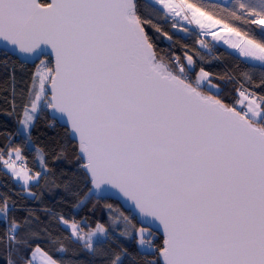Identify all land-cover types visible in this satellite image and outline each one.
Returning a JSON list of instances; mask_svg holds the SVG:
<instances>
[{
  "label": "snow or ice",
  "instance_id": "obj_1",
  "mask_svg": "<svg viewBox=\"0 0 264 264\" xmlns=\"http://www.w3.org/2000/svg\"><path fill=\"white\" fill-rule=\"evenodd\" d=\"M152 7L197 25L238 49L246 63L258 61L264 68V40L248 38L209 10L220 5L155 0ZM223 11L264 26V0H232ZM145 25L160 31L139 14L137 0H0L4 62L12 53L36 60L48 49L54 57V67L44 59L35 65L19 120L25 142L31 143L30 128L46 108L53 120L65 122L66 135L76 143L78 168L93 185L85 195L97 196L110 186L139 210L138 254L153 257L146 264H264V96L238 89V103L247 102L245 107L229 106L218 98L210 73L201 68L192 78L191 55L185 54L186 65L178 56L167 61L158 56ZM215 28L219 31H210ZM260 32L264 36V27ZM36 151L46 169L42 150ZM15 153L16 160L25 159L20 148ZM64 155L62 150L56 158ZM3 163L25 184L42 178L11 158ZM8 211L5 198L0 219L7 221ZM156 222L163 230L160 245L154 242ZM20 229L13 220L0 238L10 252L31 248L39 235L29 228L21 237ZM71 229L78 234L75 222ZM97 233L107 239L97 225L83 245L94 255L103 254ZM56 251L67 249L59 243ZM37 255L41 264H65L39 244L19 259L36 264ZM130 256L125 248L113 250L107 264H125ZM7 264L17 261L9 258Z\"/></svg>",
  "mask_w": 264,
  "mask_h": 264
},
{
  "label": "trees",
  "instance_id": "obj_2",
  "mask_svg": "<svg viewBox=\"0 0 264 264\" xmlns=\"http://www.w3.org/2000/svg\"><path fill=\"white\" fill-rule=\"evenodd\" d=\"M203 2L220 5L221 7L209 10L213 11L217 18L223 17L225 22L246 33L248 38L258 42L264 40L260 32L263 26L234 20L223 11V6L230 5L232 0ZM137 3L142 18L150 20L160 29L157 31L151 25H145L158 56L164 57L166 61L178 56L180 63L186 65L185 54L191 55L195 62L194 70L190 73L192 78L195 79L201 68L210 73L209 80L220 90L218 98L229 106H235L238 101L239 87L248 89L256 97L264 96V68L260 65L246 63L239 56L214 44L211 52L202 51L195 33H176L173 21L165 19L166 15L162 11L157 14L147 0H137ZM4 61L3 52H0V204L7 198L9 208L7 221L0 219V238L5 236L9 224L15 220L21 224V237L29 228L39 234L30 241L31 248L39 244L55 259H63L65 264H107L112 251L121 248L127 249L131 254L125 264H146V260L153 259L152 256L145 258L138 254L134 232L139 227L134 217L124 212L116 202L85 195L91 187L75 160L76 144L66 135V128L50 117L47 109L36 116L34 126L30 128L31 143L25 142V134L19 130V120L27 101L28 89L32 86L36 64H21L11 56L7 58V63ZM16 148L21 149V155L25 158L18 161L31 170V175L42 173L39 182L26 189L3 168V161L9 159L8 153L15 152ZM36 148L43 152L46 169L37 158ZM62 150L65 155L56 158ZM108 205L112 207L109 208ZM120 213L128 217L130 223L126 222ZM61 216L71 224L75 222L82 232L91 231L97 225L103 226L107 239L104 237L102 242L97 244L103 254L94 255L86 250L83 244L75 240L71 232L61 225ZM26 219L29 221L28 225L24 224ZM122 232L131 235H121ZM53 241L62 243L67 252L58 253L56 249L59 243ZM154 242L160 245L162 238L156 235ZM31 248L18 254L10 252L6 243L0 242V264H7L9 258L17 261V264H22L20 255L27 257Z\"/></svg>",
  "mask_w": 264,
  "mask_h": 264
},
{
  "label": "rangeland",
  "instance_id": "obj_3",
  "mask_svg": "<svg viewBox=\"0 0 264 264\" xmlns=\"http://www.w3.org/2000/svg\"><path fill=\"white\" fill-rule=\"evenodd\" d=\"M147 1H149L152 5H153V3L155 2V0H147ZM221 1V0H220ZM219 1V2H220ZM215 3H218V2H215ZM156 7H158V8H160V9H162V6L161 5H159V4H156L155 5ZM162 12L170 19V20H172L173 21V23H174V30H175V32L176 33H180V34H182V35H185L187 32H193V33H195V34H200V35H202V37L204 38V39H206V40H208L209 42H211L212 43V45L214 44V46H216V45H218V46H220V47H222V48H224L225 50H228V51H230L231 53H233V54H237V55H239V57L241 58V59H243L244 61H246L248 58H246V57H244V56H242L240 53H239V50L238 49H234V48H231L228 44H225L224 42H223V40H215L214 38H213V36L212 35H210V34H204L200 29H199V27L197 26V25H195V24H188L187 23V21H184V20H182L181 19V17H172V16H170V14H167V10H162ZM186 29V30H185ZM210 31H219V28H215V29H211ZM221 35H225L223 32H221L220 33ZM227 38V37H226ZM232 39H236L235 37H232ZM205 40V41H206ZM45 60V62H47L48 61V59H44ZM40 62V61H39ZM39 62H38V64H39ZM252 65H260V62H253V63H251ZM199 73V72H198ZM197 73V74H198ZM238 101H237V103L235 104V106L236 107H238ZM47 109V111L49 110L48 108H46ZM237 109H240V108H237ZM19 130L21 131V125L19 126ZM21 133H23L22 131H21ZM25 134V133H24ZM8 156H9V159L11 158V160H14L15 161V163H16V161H18V160H16L15 159V156H16V153L14 152V151H10L9 153H8ZM17 165V164H16ZM18 167V166H17ZM3 168H4V170L7 172V173H9L18 183H19V185H21V187H23V188H27V187H29L30 185H32V184H35L36 183V181L35 180H33V181H30L28 184H25L24 182H23V180H20V179H18L12 172H11V170H9L5 165L3 166ZM19 168V167H18ZM26 194L27 195H29L27 192H26ZM125 223V222H124ZM61 225L64 227V228H66V229H68L70 232H71V234H72V237L75 239V240H77V241H79L80 243H82L83 245H84V243H85V240L87 239V234L88 233H96V229H97V227L95 228V229H93V230H91V231H88V232H82L81 230H79V227L77 226V229H78V234L77 235H73V233H72V229H71V223H69V224H67V225H65L62 221H61ZM135 237H136V230H135ZM97 235H99L100 236V238L101 239H104V234H100V233H97ZM81 236H83L84 237V239H79V237H81ZM93 240L95 241V237H93ZM137 244V243H136ZM137 247H138V245H137ZM36 264H41V260H40V257H39V255H37V257H36Z\"/></svg>",
  "mask_w": 264,
  "mask_h": 264
},
{
  "label": "water",
  "instance_id": "obj_4",
  "mask_svg": "<svg viewBox=\"0 0 264 264\" xmlns=\"http://www.w3.org/2000/svg\"><path fill=\"white\" fill-rule=\"evenodd\" d=\"M2 43L3 42H0V44H2ZM9 51H10V49H9ZM0 52H3V50H0ZM50 53H51V50L48 49L46 55L41 56L39 59H36V60H25L24 57L19 53H12L10 56L13 57L14 59H16L17 61H19L21 64H25V65H29V66H33V65L37 64L40 61V59H48V60L52 61L51 66L54 67V57H52ZM49 87H50V85H49ZM49 98H50V95H49ZM48 113H49L50 117L52 118V110L51 109L48 110ZM54 121L57 122L62 127L66 128V124L63 120L57 119ZM71 141L73 143H75L74 140H71ZM90 187L93 188V185L91 183H90ZM103 187H107L108 191L100 193L99 195L94 196V197L116 202L118 204V206L124 212H127L132 217H134L138 227H141V216H140L139 210L135 207L133 202L128 200L126 197H123V195L120 194L118 192V190L112 189L110 186H103ZM96 191L99 192V190H96ZM152 227H153V230L155 231L156 235L162 238V236H163L162 226H160L159 223L156 222L155 224L152 225Z\"/></svg>",
  "mask_w": 264,
  "mask_h": 264
},
{
  "label": "built area",
  "instance_id": "obj_5",
  "mask_svg": "<svg viewBox=\"0 0 264 264\" xmlns=\"http://www.w3.org/2000/svg\"><path fill=\"white\" fill-rule=\"evenodd\" d=\"M205 1H208V0H205ZM219 1H220V0H218V1H212V2H219ZM196 36H197L198 46L200 47V49H201L202 51H205V52H211V50H212V48H213L212 43L209 42L208 40L204 39V38L202 37V35H200V34H198V33L196 34ZM205 40H206V41H205ZM200 41H204L205 44H206L207 46H206V47H202L201 44H200ZM239 89H240V90H247L248 92L253 93V92L249 91L248 89H246V88H244V87H239ZM16 164H17L18 167L24 166V164H23L22 162H19V161H17Z\"/></svg>",
  "mask_w": 264,
  "mask_h": 264
},
{
  "label": "crops",
  "instance_id": "obj_6",
  "mask_svg": "<svg viewBox=\"0 0 264 264\" xmlns=\"http://www.w3.org/2000/svg\"><path fill=\"white\" fill-rule=\"evenodd\" d=\"M264 27V26H263ZM230 52V51H229ZM234 53V52H233ZM237 55V54H236ZM237 56H239V55H237ZM206 91H209V89H206ZM210 92L212 93V94H216V89L215 88H212V89H210ZM240 99V98H239ZM239 101V100H238ZM246 103L247 102H245V105H246ZM245 105H241V104H238V107L237 108H243V107H245Z\"/></svg>",
  "mask_w": 264,
  "mask_h": 264
},
{
  "label": "bare ground",
  "instance_id": "obj_7",
  "mask_svg": "<svg viewBox=\"0 0 264 264\" xmlns=\"http://www.w3.org/2000/svg\"><path fill=\"white\" fill-rule=\"evenodd\" d=\"M208 1H218V0H208Z\"/></svg>",
  "mask_w": 264,
  "mask_h": 264
}]
</instances>
